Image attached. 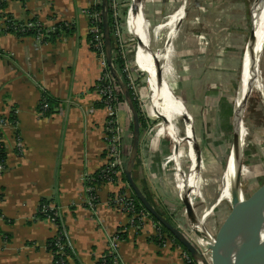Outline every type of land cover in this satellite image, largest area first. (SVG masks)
<instances>
[{
	"label": "crops",
	"instance_id": "1",
	"mask_svg": "<svg viewBox=\"0 0 264 264\" xmlns=\"http://www.w3.org/2000/svg\"><path fill=\"white\" fill-rule=\"evenodd\" d=\"M145 1L146 4L154 2ZM213 2L220 4L221 0ZM93 3L94 0L4 2L5 15L21 22L36 20L45 30L53 29L50 32L55 31L56 35L48 41H38L34 35L0 33V120L6 122L0 126V150L5 155L0 160L3 165L0 171V264H55L48 249L55 225L38 216L41 201L58 207L62 214L71 251L68 264H97L108 254L110 240L119 230H122L116 246L119 264H185L183 254L186 251L180 245L166 234L164 240L157 238L156 222L149 219L136 230L127 225L126 214L109 206V197L116 189L102 183L94 184L96 202L92 208L86 204L88 195L83 178L93 176L106 163V111L98 90L104 67L101 58L90 48V23L85 13ZM173 4V0H165L164 6L152 12H146L143 6L148 26L149 20L158 18L164 8ZM183 4L186 6V0H181L179 6ZM185 12L184 8V16ZM60 23H66L72 30L66 33L58 29ZM224 30L218 25V36L221 31L224 34ZM167 34L168 31L161 47L154 46L156 49H161L168 41ZM192 35L181 44L173 42V38L169 42L170 63L173 58L179 65L173 68L171 64V84L175 76L184 77L183 91L173 89V92L182 99L190 116V130H193L199 150L201 143L207 146L201 151L209 153L214 149L208 143L221 146V139L216 133L211 135L210 128L223 127L225 131L232 110L234 114L226 82L227 73L231 71L226 70L227 48L221 44L220 37L212 42L202 33L201 36ZM133 37L139 45V38ZM244 50L245 45L242 61ZM42 102L48 105L45 110L40 108ZM116 121L122 130L125 161L130 151L127 148L129 128L133 129L127 104L119 105ZM160 121H163L161 117ZM181 121L183 126V119ZM145 127L144 120L132 178L150 204L172 220L173 209L169 203L173 201L174 192L169 170L163 164L168 147L162 141L170 139L162 137L154 141L155 133L150 130L145 135ZM181 139L187 142L186 159L191 164L187 177L179 172V142L174 154L175 148L170 141L171 156L176 157L170 161L174 165L173 177L180 200L193 186H199V172L203 170L201 154L199 162L195 161L197 157H193L188 141L183 136ZM215 139L220 142H214ZM185 181L187 185H183ZM191 194L193 191L189 198ZM218 197L219 194L216 201ZM216 201L212 206L221 202ZM202 219L197 223L202 221L203 228Z\"/></svg>",
	"mask_w": 264,
	"mask_h": 264
},
{
	"label": "rangeland",
	"instance_id": "2",
	"mask_svg": "<svg viewBox=\"0 0 264 264\" xmlns=\"http://www.w3.org/2000/svg\"><path fill=\"white\" fill-rule=\"evenodd\" d=\"M179 1L180 2H178V0H173L174 4L168 8H164L158 18L155 17L156 19L154 18L151 19V21L149 20L150 35L153 34V31L155 30L154 28L157 24L165 22L167 17L174 11H176V8L181 3V0ZM99 2H101V0H99ZM142 2L144 5V10L146 9V12H152L155 10V8L164 6L165 4V0H154L153 3L147 4L145 0H142ZM252 2L254 3V0H221L219 4L218 2L214 3L213 0H186V12L184 21L180 23L176 34L173 37V42H178L180 44L183 41L186 42L187 40H189V37H192L193 33L198 34V36H201V33L202 35H207L206 37L212 42L217 41L218 37L221 38V44H224L227 48V58L225 61L226 70L231 71L227 73L226 82L229 83L227 96L229 97L231 103L233 99V108L236 102L240 80L239 70L240 64L242 63L241 55L244 45L246 47V44L248 43L247 41L249 40V34L252 26ZM110 4L113 12L115 13V23L111 38L114 42L116 51L120 53L125 59L124 64L128 66L130 75L133 77L132 80L127 77L129 82L128 85H130V88L133 91V96L136 100L140 114L143 117V120H145L146 127L143 131L145 132V135L149 134L150 130L153 134L155 133L153 139L154 141H156L162 137H165L163 133V121H160L161 116L152 108L149 102V88L146 84L147 74L142 69L138 68L135 62V53L138 45L136 39L132 34L131 25L133 24L132 20L129 17L132 9V1L111 0ZM124 11L125 14H123ZM218 25H220V28H225L224 34H222L221 31L220 36H218V33L216 31ZM165 34L166 30L161 29L158 36L153 37L151 35L153 47H161L165 40ZM171 64L173 68L175 66L179 67L176 60L173 58H171L170 67ZM136 68L139 71H136ZM260 72L263 81L261 92L257 90L251 91L243 108V123L247 130V135L243 141L242 146V166L240 175V187L242 189L243 195L247 199H250L251 196L255 198L254 201H256V205L258 207V217L262 208L264 207V48L260 60ZM183 78V76H175V78L173 79L174 82L172 84L174 91H183L185 84ZM128 111L132 119L129 108ZM149 117L156 120H152ZM181 120L182 119H179L177 122V125L179 127H182ZM195 128L197 129L196 125ZM222 130L223 127H211L209 130V133H211V135L216 133V135L221 139V146L219 147L213 145V142L208 143L216 152L214 150H210L209 153H206V151L202 152L201 150H205L207 146L204 147V145L200 143V146H202L200 154L203 160V170H200L199 172V186H193L190 190V192L193 191V194L190 195V200L193 203L192 205L196 217L198 219L202 218L208 212L207 216H205V219H203V228L204 232H207L206 235L210 239H212L211 243L213 240H216V236L219 234V232L221 231L220 229L226 223L228 217L232 212L230 202L226 200H222L214 208H212V205L215 203L216 198L220 192L221 171L223 170V167L225 165L228 153L233 147V110L232 114L230 113L229 123L225 125V131ZM120 131L122 130L120 129ZM129 134L130 138L127 142L128 150L130 149L132 142L133 129L131 127L129 128ZM216 140L217 139H215L214 142H220ZM162 141L166 142V145L168 147L167 154L163 158V164L169 170V177L171 180L170 185L172 188V192H174L173 201L169 203V206L173 209L171 210L172 222L178 225V227L186 235V237L194 244V246H196V248H198V250H200V252L206 258L208 264H216V259H214L215 257L213 256L212 251L208 248H201V246L199 245L197 236L194 234L193 229L191 228V225L186 217L184 207L178 197V191L175 188V180L173 177V174L175 172L174 165L170 161L172 160L171 143L167 138H163ZM179 142H181L178 144V163L181 169V171L179 172H181V174L183 173V175L186 177L191 165L186 159L187 142L183 139L179 140ZM182 147L185 148V150H183ZM127 159L128 157L126 158V161ZM125 184L127 185V183ZM238 242L239 241H237L230 247L226 246V251H231L232 249H234ZM194 262L195 264H202L197 260H194ZM236 264H244V257H240L239 260H237Z\"/></svg>",
	"mask_w": 264,
	"mask_h": 264
},
{
	"label": "bare ground",
	"instance_id": "3",
	"mask_svg": "<svg viewBox=\"0 0 264 264\" xmlns=\"http://www.w3.org/2000/svg\"><path fill=\"white\" fill-rule=\"evenodd\" d=\"M131 1L132 9L129 17L133 24L131 25L132 34L139 38V40L141 39L142 42V44L138 43L139 45L135 53V62L138 68L142 69L147 74L146 84L149 88V102L152 108L163 119V133L165 137L170 139L172 146L175 148L173 153L176 154V145L179 142L180 136H183V138L188 141V145L191 146L190 149L193 153L192 155L195 157L196 152L193 149L195 141L190 132L191 126L188 121L190 120V117L186 114L182 99L173 92L172 84L170 82L173 77V71L169 62L171 50V44L169 42L174 36L178 22L184 16L185 5L183 4L182 6H179L180 8L177 11H174L169 15L165 22L153 31V36H158L161 29H166V31H168V41H166L161 49H156V47H153L152 45L150 31L148 30L149 26L142 12L144 6L142 0ZM251 13V16L253 15L252 27L254 25V41L253 43L250 42L249 49L245 50L243 57L244 74L242 82L238 86L233 114V127L238 134L236 149L240 152L242 151L243 141L247 135V130L243 123L244 97L253 90L261 92L263 87L260 72V60L264 48V0H254L251 7ZM179 119H183L182 127L177 125ZM174 154L172 160H175L176 158ZM237 166L238 156L235 148L232 147L226 159V167L224 166L221 174V188L219 192L221 201L226 200L228 202H233V200H236L233 196V188ZM186 181L183 185H187L188 181L187 183ZM242 199V195L238 196L239 202H242ZM207 214L205 216H207ZM205 216L202 218L205 219ZM246 223L250 226V219H247ZM194 228L198 229L201 233V237L197 238L201 248H208L209 245L212 244V239H210L204 232L202 221L196 223ZM248 249L249 244H245V242L242 241L235 252L231 255V260H234L236 256L241 253H246Z\"/></svg>",
	"mask_w": 264,
	"mask_h": 264
},
{
	"label": "built area",
	"instance_id": "4",
	"mask_svg": "<svg viewBox=\"0 0 264 264\" xmlns=\"http://www.w3.org/2000/svg\"><path fill=\"white\" fill-rule=\"evenodd\" d=\"M4 2L5 0H0V33L2 31H12L16 34L19 33V35H22L28 30H35L33 34L34 37L36 38V40L42 41L45 37V33L53 30H45L44 27L36 20H27L22 22L13 20L9 16L5 15ZM110 3L111 0H109V10L111 13L112 24L114 26L115 13L113 12ZM98 4H101V2H99V0H94V3L85 10V13L90 23V48L95 51L101 58L102 65L104 67V70L100 77V85L98 90L101 97V103L103 104L104 109L106 111V163L104 167L100 170L99 183L116 189V191L109 197V206L115 210L126 214L127 225L131 228L139 230L144 225V223L151 218L144 208H138L137 202L134 199L130 188L125 184L123 180L126 160L124 161V159L122 158V136L121 131L117 125L116 118L119 105L121 103H125V101L122 100L120 88L118 87L115 79L113 78L106 65L101 10L97 8ZM64 25L67 28H70L66 23H64ZM122 70L123 73H125L126 77L132 80L133 77L130 75V70L128 69V66L126 64H124ZM47 107V103L42 102L40 106L41 110H45ZM5 123L6 122L3 119L0 120V126L5 125ZM20 149L21 151L23 150L22 146L20 147ZM2 168L3 165L0 164V171L2 170ZM83 180L85 185V191L88 195L86 204L88 207L92 208L97 199L95 189L96 186H94V183H92L94 181L92 176H85ZM38 213L41 214L44 218H46L53 225H55L54 227L56 231L54 234V238L57 242L56 255H59V258H56L54 260V263L64 264V244L61 242V239L62 237L66 236V230L62 222L63 220L59 208L49 202L45 204H39ZM121 232L122 230H119L116 235L110 240L111 242L108 253L112 256V264H119L116 255V246L119 238L118 234H120ZM156 235L157 238H159L160 240L165 239V234L161 232L160 226L158 225ZM183 260L184 262H191L188 253L184 252Z\"/></svg>",
	"mask_w": 264,
	"mask_h": 264
},
{
	"label": "water",
	"instance_id": "5",
	"mask_svg": "<svg viewBox=\"0 0 264 264\" xmlns=\"http://www.w3.org/2000/svg\"><path fill=\"white\" fill-rule=\"evenodd\" d=\"M108 11H109V0H101V19H102V31H103V39H104V50H105V61L107 67L115 79L118 87L120 88L121 94L123 95V99L125 103L128 105V108L132 115L133 122V134H132V142L128 155V159L125 163L124 168V177L125 180L133 192L134 196L139 201L140 205L147 211V213L152 216L157 221L158 226L164 227L170 235L176 239L181 246L189 253V255L193 258V260L200 261L202 264H208L204 255L194 246V244L186 237V235L180 230V228L170 221H168L158 210L150 204V202L146 199L144 194L138 188L136 183L132 178V170L136 160L137 152H138V144L140 138V125H139V117L137 109L134 105V99L132 98L130 88L127 84H125L116 69L112 64L111 51V34H110V26L108 22ZM252 23V19H251ZM254 41V30L251 26V31L249 34V44L247 43L246 49H249L250 42ZM140 44L141 41L138 40ZM243 61L240 69V80L239 85L242 82V77L244 74V66ZM249 94V93H248ZM248 94L244 97V104L247 100ZM186 111V110H185ZM187 114V112H186ZM188 117H190L187 114ZM193 136V130H190ZM237 132L235 129L233 130V139L232 146L236 150V154L238 156V166L236 168V174L234 178V188H233V196L236 200L230 202L231 205V215L228 217L226 223L220 229L221 231L216 236V240L212 241V244L209 245L208 249L212 251L213 256L216 259V264H236L237 260L240 257H244V264H264V207L262 208L259 217H258V207L254 197L251 196L250 199L244 197L242 189L240 187V175H241V166H242V151H237ZM194 151L196 152V161L199 162L200 150L196 143L193 146ZM189 192H187L181 199V203L184 206L185 213L187 219L193 229L194 234L197 238L201 237V233L198 229L194 228L196 223L198 222V218L194 212L192 203L189 198ZM243 196V201L239 202L238 196ZM220 201V195L216 201L218 203ZM214 208V206H212ZM211 208V209H212ZM250 219V226L247 225L246 220ZM257 219V220H256ZM207 233V232H206ZM237 241V245L231 251H226V246L230 247L235 244ZM244 241L245 244H249V249L246 253H241L236 256L234 260H231V255L238 248L240 243Z\"/></svg>",
	"mask_w": 264,
	"mask_h": 264
},
{
	"label": "trees",
	"instance_id": "6",
	"mask_svg": "<svg viewBox=\"0 0 264 264\" xmlns=\"http://www.w3.org/2000/svg\"><path fill=\"white\" fill-rule=\"evenodd\" d=\"M97 8L101 10V4H98L97 5ZM125 13V12H123ZM32 21H35V20H32ZM19 22V21H18ZM108 22H109V26H110V34L112 36V19H111V13H110V10L108 11ZM57 28L58 29H63L65 30L66 33L70 32L72 29L71 28H67L63 23H60L57 25ZM34 31L35 30H28L26 31L24 34L22 35H33L34 34ZM17 35H19V33H17ZM56 35L55 31H52V32H46L45 33V37L43 40L45 41H48L49 39H51L52 37H54ZM88 42H90V35H88ZM111 44H112V51H111V58H112V64L114 66V68L116 69V71L118 72V74L120 75L122 81L125 83V84H129L128 82V78L126 77L125 73H123V67H124V63H125V59L122 57V55L120 53H118L116 51V48L114 46V42L111 38ZM129 86V85H128ZM130 92H131V95H132V98L134 99V96H133V91L132 89L130 88ZM121 98L122 100L124 101L123 99V95L121 94ZM134 105L137 109V112H138V117H139V125H140V131L142 130L143 128V125H144V120H143V117L141 116L140 114V111H139V108L137 106V103H136V100L134 99ZM4 153H3V150H0V160L4 159ZM93 178V182L94 184H99V181H100V171L97 172L96 174H94L92 176ZM123 180L124 182L126 181L125 180V177L123 176ZM132 192V191H131ZM132 195L134 197V199L136 200L137 202V206L138 208H143L139 201L137 200V198L134 196L133 192H132ZM45 203H48L46 201H41L40 204H45ZM158 212H159V209H157ZM39 214V213H38ZM39 217H43L41 214L38 215ZM168 221L172 222L171 218L169 216H166V215H163ZM150 218L157 223L156 219H154L152 216H150ZM173 223V222H172ZM160 230L161 232H163L164 234H166L168 237L172 238L178 245L179 242L174 239L170 233L162 226H160ZM120 237H122V234H119ZM61 242L64 244V248H63V252H64V256H63V261H64V264H68V261H67V257L69 256V254L71 255V251H70V248H69V245L67 243V238L66 236L62 237L61 239ZM181 246V245H180ZM183 249L184 247L181 246ZM48 249L52 252L53 254V259L55 260L56 258H59V255H56V251H57V242H56V239L53 237L52 239H50L48 241ZM185 250V249H184ZM186 251V250H185ZM187 252V251H186ZM188 253V252H187ZM189 255V253H188ZM67 256V257H66ZM66 257V258H65ZM190 259H191V262L188 263V262H185V264H195L193 258L189 255ZM97 264H112V256L108 253L106 255H104L98 262Z\"/></svg>",
	"mask_w": 264,
	"mask_h": 264
}]
</instances>
